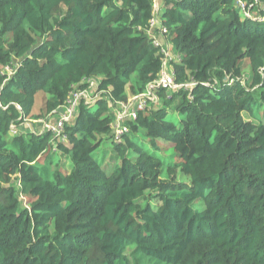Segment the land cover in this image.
<instances>
[{
  "label": "trees",
  "instance_id": "1",
  "mask_svg": "<svg viewBox=\"0 0 264 264\" xmlns=\"http://www.w3.org/2000/svg\"><path fill=\"white\" fill-rule=\"evenodd\" d=\"M0 264H264V0H0Z\"/></svg>",
  "mask_w": 264,
  "mask_h": 264
},
{
  "label": "built area",
  "instance_id": "2",
  "mask_svg": "<svg viewBox=\"0 0 264 264\" xmlns=\"http://www.w3.org/2000/svg\"><path fill=\"white\" fill-rule=\"evenodd\" d=\"M158 6V1H156V11L159 9ZM245 9L243 10V13L246 17H250V12L248 11L246 6H243ZM159 24V21L157 19V17L152 18V20L150 21V30L149 33L152 35L151 30L153 31L154 29L157 28ZM165 32V29L163 30ZM153 38V42L154 45L156 47H158L160 50H162V52L165 54V59L168 58V63L171 61V57L169 54V44L166 40H162V37H158L157 35L152 36ZM164 59V61H165ZM168 63L166 68H163V71L159 77L158 80H156L154 83L150 84L148 86V89L145 93L139 94L134 96V98L128 102V103H124L121 105V109L120 110H116V116L117 119L113 124V128H114V132H115V137L116 140L119 141V139L122 137V135L128 130V127L124 124V121L130 117H132L133 119H136L138 117V113L145 111L148 107L147 104L151 101V102H155L157 101V97L155 100H151L150 96L152 94V90H154V92L156 91V88H169L170 90H175L178 89L180 87H187V88H191L193 87V83L190 84H186V85H178L175 81V78L173 77V75L171 74L170 70L168 69ZM7 71L12 74L13 71L12 69H10L9 67L6 68ZM86 83L88 84V88L86 90H83L81 92H75L73 94V98L68 100V106H65L63 113L60 114V118L58 120H56L55 122H51V120H47V119H41L39 120L40 123L42 124V131L46 132H52L53 134H56L57 136L61 135L62 129L64 127V124L67 122L72 121L74 115L76 114V109L78 104L81 103L82 100L87 101L90 100L91 103H85L86 105L88 104H93L97 101L98 98H100V95L102 94V92H100L98 90V82L95 79H89L86 81ZM94 87V88H93ZM80 99V100H79ZM96 99V100H95ZM124 107L126 113H122V112H117V111H123ZM127 115V116H126ZM36 121V122H39ZM116 123V124H115ZM27 126H29L27 124ZM13 127V133L17 134L18 133V129L15 126Z\"/></svg>",
  "mask_w": 264,
  "mask_h": 264
},
{
  "label": "rangeland",
  "instance_id": "3",
  "mask_svg": "<svg viewBox=\"0 0 264 264\" xmlns=\"http://www.w3.org/2000/svg\"><path fill=\"white\" fill-rule=\"evenodd\" d=\"M158 6H159V2H158ZM157 6V7H158ZM164 7V6H163ZM163 12H164V9L163 10H161V15L163 14ZM162 40L164 41L165 40V38L164 37H162ZM169 54H170V57L171 58H173V59H176L175 58V53H174V49H173V46L171 45V44H169ZM167 63H168V58H166L165 59V61H164V67L166 68V66H167ZM97 81V80H96ZM129 87V86H128ZM94 88V87H93ZM130 93H129V96L131 97V100L134 98V95H133V93H132V87H130ZM157 89V88H156ZM155 90V89H154ZM154 90H152V94H151V96H150V99L151 100H155L156 99V94H155V92H154ZM45 97H47V94H45L44 92H40V93H38V95H37V97H36V104H35V107H34V110H33V116L34 117H36V116H39V115H41V113H42V110H43V107H44V99H45ZM98 99H100V98H98ZM97 99V100H98ZM80 100V99H79ZM96 100V99H95ZM156 103H157V101H155ZM85 103H91V101L90 100H87V101H85ZM158 103H159V101H158ZM122 108H123V111H117L118 113L119 112H122V113H126V111H125V109H124V107L122 106ZM122 110V109H121ZM127 116V115H126ZM57 118H60V116H55V117H50V120H51V122H55L56 121V119ZM245 118L247 119V120H252V117L250 116V115H248V114H245ZM37 124L39 125V128H40V132L38 131V133H43V131H42V124L40 123V121L39 122H37ZM116 124V123H115ZM37 126V125H36ZM31 129V128H30ZM23 130H24V128H23ZM32 130V129H31ZM18 131H19V129H18ZM61 140H64V138H62ZM110 149H112V146H110ZM109 149V150H110Z\"/></svg>",
  "mask_w": 264,
  "mask_h": 264
},
{
  "label": "crops",
  "instance_id": "4",
  "mask_svg": "<svg viewBox=\"0 0 264 264\" xmlns=\"http://www.w3.org/2000/svg\"><path fill=\"white\" fill-rule=\"evenodd\" d=\"M57 120V119H56ZM28 125L30 126V128L32 129L33 128V125H34V129L36 130V131H39L40 130V128H39V125L37 124V123H34V121H28ZM37 125V126H36ZM40 132V131H39Z\"/></svg>",
  "mask_w": 264,
  "mask_h": 264
},
{
  "label": "water",
  "instance_id": "5",
  "mask_svg": "<svg viewBox=\"0 0 264 264\" xmlns=\"http://www.w3.org/2000/svg\"><path fill=\"white\" fill-rule=\"evenodd\" d=\"M63 112V109H60V113H62ZM32 130H34V127L32 128Z\"/></svg>",
  "mask_w": 264,
  "mask_h": 264
},
{
  "label": "clouds",
  "instance_id": "6",
  "mask_svg": "<svg viewBox=\"0 0 264 264\" xmlns=\"http://www.w3.org/2000/svg\"><path fill=\"white\" fill-rule=\"evenodd\" d=\"M63 109V108H62ZM63 111H64V109H63ZM60 112V111H59ZM63 113V112H62ZM61 114V113H60ZM35 123H37L36 121H35ZM34 127V126H33ZM34 131V130H33Z\"/></svg>",
  "mask_w": 264,
  "mask_h": 264
}]
</instances>
